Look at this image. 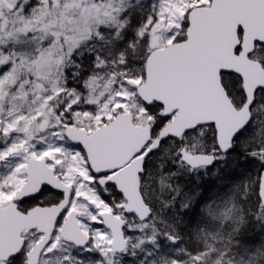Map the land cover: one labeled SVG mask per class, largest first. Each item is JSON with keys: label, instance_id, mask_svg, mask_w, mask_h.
Masks as SVG:
<instances>
[{"label": "snow or ice", "instance_id": "obj_1", "mask_svg": "<svg viewBox=\"0 0 264 264\" xmlns=\"http://www.w3.org/2000/svg\"><path fill=\"white\" fill-rule=\"evenodd\" d=\"M0 264H264V0H0Z\"/></svg>", "mask_w": 264, "mask_h": 264}]
</instances>
